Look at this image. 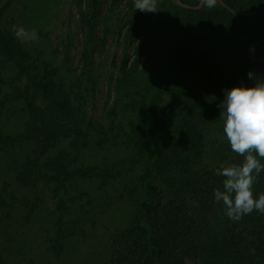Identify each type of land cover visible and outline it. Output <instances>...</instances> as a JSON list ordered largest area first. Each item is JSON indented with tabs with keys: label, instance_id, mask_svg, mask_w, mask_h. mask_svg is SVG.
I'll return each mask as SVG.
<instances>
[{
	"label": "trees",
	"instance_id": "trees-1",
	"mask_svg": "<svg viewBox=\"0 0 264 264\" xmlns=\"http://www.w3.org/2000/svg\"><path fill=\"white\" fill-rule=\"evenodd\" d=\"M182 1L196 6L201 0ZM251 2L239 9L238 0H224L226 7L211 0L202 11H193L173 0H149L160 26L179 33L178 44L164 47V55L160 48L148 52L144 67L138 60L130 63L128 55L117 64L109 127L90 119L70 128L59 121L50 126L40 118L27 134L15 135L0 125V264H41L35 253L62 263L75 238L116 209L122 213L103 247L80 264H188V259L264 264V213L253 210L229 219L213 195L214 189L223 191L225 179L216 170L244 159L224 137L218 105L226 89L264 79V63L252 61L245 45L235 47L230 72L209 67L202 57V29L192 16L208 14L220 32L235 35L237 13L232 10L257 11L244 18L262 28L258 38H264V6ZM88 8L96 17L98 0H88ZM147 13L135 7L133 16L140 20ZM263 46L256 48L259 57ZM0 55L32 79L51 108L71 111L58 88L62 78L54 79L48 68L35 74L28 52L1 28ZM194 80L196 86L188 87ZM3 83L0 99L8 100ZM41 190L56 202L48 213L42 211ZM260 193L264 171L253 184L254 196ZM36 226L42 229L39 241L38 231L28 232Z\"/></svg>",
	"mask_w": 264,
	"mask_h": 264
},
{
	"label": "rangeland",
	"instance_id": "rangeland-1",
	"mask_svg": "<svg viewBox=\"0 0 264 264\" xmlns=\"http://www.w3.org/2000/svg\"><path fill=\"white\" fill-rule=\"evenodd\" d=\"M180 1L192 7L189 9L193 11H202L206 5L203 0L196 6ZM238 1L239 9L248 2ZM173 2L180 6L175 0ZM253 2L264 6V0H252L251 3ZM134 8V0H98L97 16L94 17L88 8V0H0V28L9 32L28 52L35 74L39 72L42 75L43 68H48L54 79L62 78L58 88L64 91L60 93L65 95L71 106V111L66 114L60 108H51L49 100L43 98L33 87L32 79L22 77L14 64L0 55V85L4 82L3 88L8 95V100L0 99V125L15 135L23 132L27 134L28 128L40 123L34 119L40 118L50 126L59 121L70 128L82 119H90L109 127V114L112 113L116 98L117 64L128 55L130 63L138 60L139 67H144L148 52L160 48V55H164L165 49L178 44L179 33L171 26L170 30L166 26H160L161 18L156 11H148L146 17L139 20L133 16ZM242 8H246V4ZM232 12L237 13L235 35L220 32L210 23L208 14L200 12L192 15L197 19L195 24L202 29V57L207 62L203 60L204 63L229 72L234 62L235 47L247 45L251 60V56L264 59V46L258 51L260 57L256 51L264 43V38H258L263 34L262 28L252 19L244 18L254 17L258 12ZM164 27L166 33L162 35L160 31ZM20 28L24 32L17 35ZM33 32L35 36L32 35ZM256 43L258 44L251 48ZM138 50L141 52L140 56ZM187 84L193 88L197 83L194 80ZM164 85L165 88L168 87L169 81ZM39 196L43 201L42 211L48 213L55 208V199L48 190L47 193L41 190ZM116 211L104 215L95 228H87L84 235L75 238L64 261H53V264H80L89 257L90 252L103 247L115 226L114 221L119 218L118 212L122 213L119 209ZM47 222V219L41 220L43 224ZM29 231H38L37 240H40L38 238L42 236V229L36 226L28 229ZM34 243L36 246L41 245V242ZM35 255L41 264L51 263L48 257ZM187 263L199 264L192 259H188Z\"/></svg>",
	"mask_w": 264,
	"mask_h": 264
},
{
	"label": "clouds",
	"instance_id": "clouds-1",
	"mask_svg": "<svg viewBox=\"0 0 264 264\" xmlns=\"http://www.w3.org/2000/svg\"><path fill=\"white\" fill-rule=\"evenodd\" d=\"M211 4V0H203ZM139 11H154L149 0H134ZM24 32L20 28L17 35ZM35 36V33H32ZM249 78H253L249 73ZM223 134L233 152L244 157L241 164H222L216 174L225 177L223 191L214 189V198L223 202L229 219L239 220L253 210L264 213V193L253 194L255 177L264 171V79L252 86L237 85L224 92L218 105Z\"/></svg>",
	"mask_w": 264,
	"mask_h": 264
},
{
	"label": "water",
	"instance_id": "water-1",
	"mask_svg": "<svg viewBox=\"0 0 264 264\" xmlns=\"http://www.w3.org/2000/svg\"><path fill=\"white\" fill-rule=\"evenodd\" d=\"M175 1H176L180 6L186 7V8H188V9H189V8H192V7L188 6V5L183 4L180 0H175ZM219 1H220V3H221L222 5L225 6V3H224L223 0H219ZM245 14H252V13H242V15H245ZM257 44H258V43L254 44L251 48H254ZM250 52H251V51H250ZM251 58H252L253 61L264 63V59H262V58H257V57H255V56H251Z\"/></svg>",
	"mask_w": 264,
	"mask_h": 264
}]
</instances>
